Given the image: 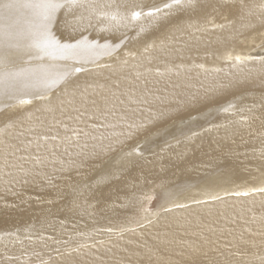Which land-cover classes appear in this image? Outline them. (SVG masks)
Wrapping results in <instances>:
<instances>
[{"label":"bare ground","instance_id":"bare-ground-1","mask_svg":"<svg viewBox=\"0 0 264 264\" xmlns=\"http://www.w3.org/2000/svg\"><path fill=\"white\" fill-rule=\"evenodd\" d=\"M211 3L214 10L206 17L211 23L185 17L174 22L180 30L169 26L139 37L129 30L128 41L111 55L85 53V71L72 73L50 93L53 104L77 85L106 88L89 89L79 123L67 118L75 113H55L68 131L42 110L45 101L23 106L7 101L12 105L7 109L0 102V128L9 117L14 122L0 135V264L7 258L14 264H261L264 195L232 193L264 187V0H243V9L239 0L234 8L224 7V0ZM109 23L87 8L65 9L56 34L61 40L121 36L101 32ZM153 43L158 47L145 52ZM229 55L251 59L236 64ZM125 60L128 66L121 71ZM124 77L151 101L130 106L138 121L158 110L169 113L148 124L139 138L143 142L147 136L148 149L131 159L125 158L129 144L109 148L104 139L119 127L105 128L88 118L94 111L90 101L100 102L116 82L123 88ZM229 104L234 108L226 113ZM50 127L58 138L37 141L34 133ZM72 128L97 139L62 140ZM6 145L19 149L10 164H23L25 171L4 166ZM153 191L162 199L143 218L144 197Z\"/></svg>","mask_w":264,"mask_h":264},{"label":"snow or ice","instance_id":"snow-or-ice-1","mask_svg":"<svg viewBox=\"0 0 264 264\" xmlns=\"http://www.w3.org/2000/svg\"><path fill=\"white\" fill-rule=\"evenodd\" d=\"M237 2L238 0H224L223 6L234 8ZM244 6L243 0H239V8L243 9ZM77 7L87 8L99 19L110 21L109 26L102 28L101 32H121L122 35L101 36L98 39H88L81 35L79 39L73 37L69 40H61L56 34L59 13L65 9L71 11ZM260 7L264 9V4H261ZM210 8H213L211 0H156L153 3H148L146 0H107V2H102V0H0V97L3 98L0 102L5 103V109H7L12 107L7 101L16 100L18 106L29 105L33 99L45 101L47 106L42 110L52 113L54 123L61 124L68 131L67 125H63L62 120L55 118V113L59 112L60 116L75 113V116L67 115V118L79 123L86 110V105L89 103V89L95 92V87L106 88L105 85L86 84L80 89L77 85L71 92L65 91L63 98H58V103L53 104L50 93L66 84L72 73L85 71L81 66L82 63L89 62V56H86L85 53L91 54L102 50L111 55L112 50H118L128 41L127 32L129 30L135 31L137 37L150 31L169 29V26H171V30H180V24L174 23L175 21H180L185 17L188 20L193 18H205L206 20ZM206 23H211V21L206 20ZM188 26L192 27L193 25L189 24ZM199 30L207 31V28L202 27ZM101 39L104 41L103 43H100ZM110 40L113 42L110 43ZM157 47L154 43L148 44L144 51L148 52ZM159 47L163 48L164 44L161 43ZM227 59L235 60L236 64H240L251 57L229 55ZM127 66L128 61H123L120 70L122 71ZM199 67L203 68L202 65ZM217 71L219 70L217 69ZM139 75L137 73V79ZM123 81H126L123 88H121V82H116L107 88V94L100 98V102L90 101L94 111L88 118L100 121L101 126L105 128L119 127V133H113L111 137H104V139L109 140V148L113 143L122 146L129 144L125 158L131 159L142 157L143 151L148 149L150 141L147 136L143 142L139 139L148 124H152L158 119H164L169 113L158 110L153 117L146 121H138L137 109L130 108V106L134 104L150 106L151 101L148 100L147 94L144 92L137 95L136 90L132 87V81L127 77H124ZM78 89L79 91H77ZM232 108L234 105L229 104L223 108V111L227 113ZM105 121L108 123H104ZM111 121H115V123ZM40 124L42 125L43 121H40ZM13 127L14 122L9 117V122L5 127L0 128V135L8 134V130ZM95 130L93 129V131ZM28 131L32 132L33 130L30 128ZM51 131L50 127L48 132L34 134L37 141H47L49 137L56 140L59 134L51 135ZM71 133V136L65 135L60 138L69 143L74 137L78 139L83 136L93 140L97 139L92 132L84 131L81 128H72ZM195 135L196 133H192L193 137ZM37 141H29V145L36 143L39 149L41 145ZM18 150L15 145L5 146L4 166L18 167L20 171H25L23 164H10L9 158L13 157ZM36 160L42 162L39 156L36 157ZM257 193L264 195V187H255L247 191L232 193V195L249 196ZM221 199L220 196L212 197V200L216 201ZM196 203L206 202L196 201ZM176 207L186 208L187 205L177 204ZM165 211H170V209ZM209 230L215 231L211 226H209ZM7 264H14V261L7 258ZM41 264L44 262L41 261ZM261 264H264V258H261Z\"/></svg>","mask_w":264,"mask_h":264},{"label":"rangeland","instance_id":"rangeland-1","mask_svg":"<svg viewBox=\"0 0 264 264\" xmlns=\"http://www.w3.org/2000/svg\"><path fill=\"white\" fill-rule=\"evenodd\" d=\"M161 199H162L161 193L153 191V192L147 194L144 197V202L141 206V211H142L141 214L142 215H140V216L145 218V215L151 214L159 206V202L161 201ZM134 227H136V226L132 225V228H134Z\"/></svg>","mask_w":264,"mask_h":264}]
</instances>
